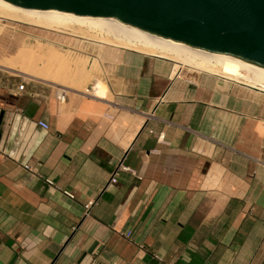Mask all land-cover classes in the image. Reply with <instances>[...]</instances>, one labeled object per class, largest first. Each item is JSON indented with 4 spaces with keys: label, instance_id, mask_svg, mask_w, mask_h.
<instances>
[{
    "label": "crops",
    "instance_id": "crops-1",
    "mask_svg": "<svg viewBox=\"0 0 264 264\" xmlns=\"http://www.w3.org/2000/svg\"><path fill=\"white\" fill-rule=\"evenodd\" d=\"M102 64L106 98L0 90V264H264V106L160 58Z\"/></svg>",
    "mask_w": 264,
    "mask_h": 264
},
{
    "label": "water",
    "instance_id": "water-1",
    "mask_svg": "<svg viewBox=\"0 0 264 264\" xmlns=\"http://www.w3.org/2000/svg\"><path fill=\"white\" fill-rule=\"evenodd\" d=\"M2 1L31 10L110 17L140 32L264 69V0ZM2 119L3 113L0 127Z\"/></svg>",
    "mask_w": 264,
    "mask_h": 264
},
{
    "label": "bare ground",
    "instance_id": "bare-ground-1",
    "mask_svg": "<svg viewBox=\"0 0 264 264\" xmlns=\"http://www.w3.org/2000/svg\"><path fill=\"white\" fill-rule=\"evenodd\" d=\"M0 17L50 30H69L73 33H80V36L83 37H98L102 34L101 39L96 41L172 63L174 68L171 72V79L180 76L182 68L188 66L264 93V69L251 67L235 59L219 57L185 43L140 32L117 19L31 10L17 7L2 0H0ZM28 57L36 60L39 56L32 55L28 51H22L15 57L14 62L3 61L0 66L15 70L16 63L20 61L25 63ZM29 62L30 64L21 66L18 71L32 78L60 85L65 89L70 88L80 91L78 88L82 84L76 80L81 76L79 74H83V72L76 74V77L73 78L74 81L67 85L66 81L57 79L56 74L48 68L49 63L45 64L44 68H39L37 62H32V60ZM64 76L71 77V71H67ZM89 91V89H86L85 92H82L91 93L98 98L108 96V86L100 80L95 83L92 91ZM240 221L241 217L237 219L235 225L237 226Z\"/></svg>",
    "mask_w": 264,
    "mask_h": 264
},
{
    "label": "rangeland",
    "instance_id": "rangeland-1",
    "mask_svg": "<svg viewBox=\"0 0 264 264\" xmlns=\"http://www.w3.org/2000/svg\"><path fill=\"white\" fill-rule=\"evenodd\" d=\"M80 35V33H73L69 30H50L0 17V63L3 61L14 62L15 57L22 51H28L32 55L39 56L36 60L28 57L25 63L23 61L16 63L17 70L0 66V90L2 93L4 90L13 88L22 82L25 85L45 86L59 89V91H76L20 73L18 70L21 66H27L31 60L37 62L39 68H44V65L49 63L48 68L56 74L57 79L66 81L67 85L74 81L73 78L76 77V74L83 72V74H79L81 76L76 80L82 84L78 88L80 91L85 92L86 89H89V92H91L98 80L107 85L102 77L105 73L103 72L102 60L111 59L122 54L123 51L131 50L96 41L101 39L102 34L98 37L92 36L91 39L89 36L83 37ZM67 71H71V77L64 76ZM184 73L194 77L201 73L207 74L188 66L182 68V74ZM212 77L220 80L218 82L216 79H210L209 83L211 85L213 83L215 87L223 89H231L232 87L235 91L234 97H237L239 103H249L250 116L255 105L260 108L264 106V94L254 89H246L242 85L221 79L218 76ZM245 94H247V98Z\"/></svg>",
    "mask_w": 264,
    "mask_h": 264
},
{
    "label": "built area",
    "instance_id": "built-area-1",
    "mask_svg": "<svg viewBox=\"0 0 264 264\" xmlns=\"http://www.w3.org/2000/svg\"><path fill=\"white\" fill-rule=\"evenodd\" d=\"M18 88L20 90H23L25 88V84L22 82ZM58 99L59 101L61 102H64L66 100V91L63 90L59 95H58ZM36 125L37 127H39L41 130H44V131H49L50 129V125L47 121L43 120V119H39L36 121ZM1 139H2V135H1ZM0 139V153H3V154H6V150L4 149V141H2ZM8 154V153H7ZM25 168L29 169L28 165H25ZM117 175H118V171H115L112 176H111V179H110V182L111 183H116L117 182ZM50 183H52V181H49ZM66 195H68L69 197H73L70 193L68 192H65ZM96 204V201L94 200H90L88 201L85 205H84V208H85V211L86 213H90V210L91 208ZM129 235V234H127Z\"/></svg>",
    "mask_w": 264,
    "mask_h": 264
}]
</instances>
